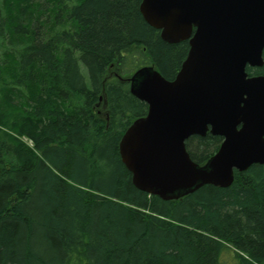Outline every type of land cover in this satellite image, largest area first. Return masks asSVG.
I'll return each instance as SVG.
<instances>
[{
	"label": "trees",
	"instance_id": "1",
	"mask_svg": "<svg viewBox=\"0 0 264 264\" xmlns=\"http://www.w3.org/2000/svg\"><path fill=\"white\" fill-rule=\"evenodd\" d=\"M141 2L0 0V264H264L261 166L162 201L120 160L147 113L127 80L152 68L171 81L189 50L161 40ZM221 142L185 148L203 165Z\"/></svg>",
	"mask_w": 264,
	"mask_h": 264
},
{
	"label": "water",
	"instance_id": "2",
	"mask_svg": "<svg viewBox=\"0 0 264 264\" xmlns=\"http://www.w3.org/2000/svg\"><path fill=\"white\" fill-rule=\"evenodd\" d=\"M144 21L168 44L189 50L173 80L152 68L127 81L147 105L123 133L118 154L133 186L176 201L205 185L228 188L234 172L259 165L264 173V0H142ZM221 137L217 152L194 163L185 142Z\"/></svg>",
	"mask_w": 264,
	"mask_h": 264
},
{
	"label": "rangeland",
	"instance_id": "3",
	"mask_svg": "<svg viewBox=\"0 0 264 264\" xmlns=\"http://www.w3.org/2000/svg\"><path fill=\"white\" fill-rule=\"evenodd\" d=\"M1 54V51H0ZM96 110L98 111L99 114H101V106H98V108H96ZM21 142L26 145L27 147H32L31 141L27 140L26 138H21Z\"/></svg>",
	"mask_w": 264,
	"mask_h": 264
},
{
	"label": "bare ground",
	"instance_id": "4",
	"mask_svg": "<svg viewBox=\"0 0 264 264\" xmlns=\"http://www.w3.org/2000/svg\"><path fill=\"white\" fill-rule=\"evenodd\" d=\"M21 138H23V137H18V139L20 140V142H21ZM22 143V142H21Z\"/></svg>",
	"mask_w": 264,
	"mask_h": 264
},
{
	"label": "flooded vegetation",
	"instance_id": "5",
	"mask_svg": "<svg viewBox=\"0 0 264 264\" xmlns=\"http://www.w3.org/2000/svg\"><path fill=\"white\" fill-rule=\"evenodd\" d=\"M212 136V135H211ZM221 138V137H220ZM222 139V138H221ZM222 143V142H221ZM262 167V166H261ZM262 171H263V168H262Z\"/></svg>",
	"mask_w": 264,
	"mask_h": 264
}]
</instances>
